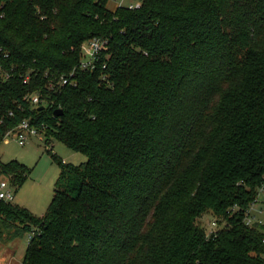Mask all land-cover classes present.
<instances>
[{"label":"trees","instance_id":"16d2710c","mask_svg":"<svg viewBox=\"0 0 264 264\" xmlns=\"http://www.w3.org/2000/svg\"><path fill=\"white\" fill-rule=\"evenodd\" d=\"M110 1L0 0V145L27 120L87 158L53 154L46 214L0 201V234L36 231L22 264H264V226L245 222L264 179V0ZM94 38L108 48L83 71ZM1 169L16 188L30 174Z\"/></svg>","mask_w":264,"mask_h":264},{"label":"rangeland","instance_id":"374dc122","mask_svg":"<svg viewBox=\"0 0 264 264\" xmlns=\"http://www.w3.org/2000/svg\"><path fill=\"white\" fill-rule=\"evenodd\" d=\"M137 1L140 0H124V4L128 5ZM119 2L120 0H111L108 7L115 10ZM1 75L2 70L0 69ZM15 139V137L11 138L9 142L0 145V164L18 161L28 167L30 174L21 187L13 189L15 195L13 204L41 218L46 214L53 200L62 173V168L52 155H56L71 165L83 164L87 158L57 140L46 141L44 135L29 136L24 146H21ZM51 147L52 151H50ZM251 216H255L256 222L264 226V193L259 192V202L251 210ZM213 222H217L213 216H205L201 220L207 232L210 231ZM30 236L31 233L28 231L16 227H3L0 234V264H22L31 242Z\"/></svg>","mask_w":264,"mask_h":264},{"label":"built area","instance_id":"2783aa9c","mask_svg":"<svg viewBox=\"0 0 264 264\" xmlns=\"http://www.w3.org/2000/svg\"><path fill=\"white\" fill-rule=\"evenodd\" d=\"M118 1V0H117ZM142 4V0L130 3L128 5L124 4V0H120L118 7H128L129 9H135L139 8ZM108 48V41L100 38H94L89 40L84 44L83 47V57L80 63V69L83 71H94L97 68L98 63L100 62V56L102 52L106 51ZM105 68V66H104ZM28 81V77L24 80V83L26 84ZM62 86H68L73 85L77 86L76 80H75V73H71L69 76H65L61 78L60 81ZM32 102L34 105H40L42 103V100L39 95H35L32 97ZM29 136H35L39 137L42 136V134L39 132V130L35 127H33L30 123V121H23L19 127L15 130L8 131L4 136V143L9 142L11 138H16L15 140L21 145L24 146L28 140ZM52 151V147L50 148ZM16 188L14 184L12 183L11 179L7 177L1 169L0 164V201L6 202V203H13L15 195L13 189ZM259 192L264 193V179L259 187L257 199L250 208V210L247 212L246 215V225L253 226L256 224L255 216H251V210L254 208V206L259 202ZM217 226V222H213L210 231H208V236L215 232ZM36 235V231L31 232L30 238L32 239Z\"/></svg>","mask_w":264,"mask_h":264},{"label":"water","instance_id":"95a60500","mask_svg":"<svg viewBox=\"0 0 264 264\" xmlns=\"http://www.w3.org/2000/svg\"><path fill=\"white\" fill-rule=\"evenodd\" d=\"M62 114H63L62 110H57V111H55V115H56L57 117L61 116Z\"/></svg>","mask_w":264,"mask_h":264},{"label":"crops","instance_id":"0c3cea01","mask_svg":"<svg viewBox=\"0 0 264 264\" xmlns=\"http://www.w3.org/2000/svg\"><path fill=\"white\" fill-rule=\"evenodd\" d=\"M65 163V162H64Z\"/></svg>","mask_w":264,"mask_h":264}]
</instances>
